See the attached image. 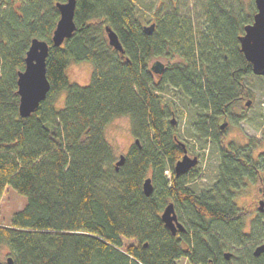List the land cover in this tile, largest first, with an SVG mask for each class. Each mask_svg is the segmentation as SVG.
<instances>
[{"label": "trees", "instance_id": "16d2710c", "mask_svg": "<svg viewBox=\"0 0 264 264\" xmlns=\"http://www.w3.org/2000/svg\"><path fill=\"white\" fill-rule=\"evenodd\" d=\"M56 1L0 0V197L7 184L25 196L0 221V264H177L180 257L191 264H264V251L254 255L248 245L264 238L261 152L253 155L257 142L238 144L219 128L231 107L251 96L244 76L253 72L237 35L252 14L205 0L196 30L189 15L173 9L154 11L146 33L132 0H75L74 30L56 46ZM105 26L120 50L108 43ZM33 36L48 44L49 88L20 116L16 77ZM156 56L167 62L155 74ZM82 60L92 62L86 84L66 74ZM168 89L193 110L185 135L210 140L218 151L217 177L198 193L187 185L198 176L196 166L173 170L183 139L171 121ZM118 115L130 117L134 142L116 167L104 128ZM250 183L254 192L241 199ZM169 201L185 213L182 221L175 209L184 229L174 234L160 218Z\"/></svg>", "mask_w": 264, "mask_h": 264}, {"label": "rangeland", "instance_id": "374dc122", "mask_svg": "<svg viewBox=\"0 0 264 264\" xmlns=\"http://www.w3.org/2000/svg\"><path fill=\"white\" fill-rule=\"evenodd\" d=\"M136 14L143 17V24H149L151 15L154 11L161 10H176L181 14H187L191 17L195 30L199 28L205 14V0H132ZM227 6L233 8L235 13H253L250 5H254L253 0H223ZM250 14V15H251ZM197 32V31H196ZM155 59L161 60L166 64L167 59L163 56H156L150 60V63ZM92 62L82 60L71 62L66 68V74L70 81L79 84H86L90 78ZM156 74V73H155ZM244 81L249 87L251 96L248 103L240 100L234 104L229 112V121H227L221 130L224 131L227 137L234 140L238 144L257 142V147L254 149L253 155L261 152L259 159L264 162V76L258 74H248L244 76ZM164 95L173 101L171 105L174 118L173 124L175 132L186 143L187 152L190 156L196 155L197 162L194 166L198 168V176L189 181L187 185L196 193L202 188L209 187L217 177V166L219 163L218 151L210 140H202L197 137L185 135L189 125V121L194 117L193 110L185 104L183 97L172 89L164 92ZM247 100V99H246ZM62 102V95L58 99V104ZM104 133L112 145L116 156L126 152L127 148L134 142V135L131 130V120L128 115L115 116L108 122L104 128ZM166 174H169L168 169ZM264 176V170L262 172ZM255 183L244 185L240 198H246L254 192ZM264 201V194L260 196ZM259 198V199H260ZM239 199V200H241ZM257 199V197H256ZM25 202V196L18 193L12 186L7 184L0 197V221L7 222L11 213L20 208ZM177 205V202L174 201ZM258 204V201H257ZM264 205V202H263ZM259 207V204H258ZM264 208V206H263ZM177 214L181 220L185 219V213L182 208L175 207ZM264 238L256 239L248 242L251 248L254 247ZM230 250V249H225ZM231 251V250H230ZM230 256V255H229ZM240 257L235 260L239 261ZM242 261V259L240 260ZM243 262V261H242ZM177 264H191L186 258L180 257ZM228 264H234L230 262Z\"/></svg>", "mask_w": 264, "mask_h": 264}, {"label": "water", "instance_id": "95a60500", "mask_svg": "<svg viewBox=\"0 0 264 264\" xmlns=\"http://www.w3.org/2000/svg\"><path fill=\"white\" fill-rule=\"evenodd\" d=\"M255 10L252 13L251 21L243 25V31L237 35L239 41V49L243 53L245 59L250 62L251 70L254 74L264 76V0H253ZM55 6L59 11V16L55 22L51 33V41L53 45H60L62 41L71 35L75 24L73 21L75 0L56 1ZM154 27V22L143 24V30L150 33ZM108 43L116 49H121L116 33L109 27L105 26ZM48 44L46 40L33 36L25 51L24 66L17 71L16 92L18 94V113L20 116L29 115L45 97L49 88V82L45 73V57L47 54ZM164 67V63L155 59L150 64V69L154 73H160ZM248 103V100H245ZM171 121L174 118L171 117ZM226 123L223 120L219 124L222 129ZM137 141V139H135ZM183 149L181 156L173 163L175 174L184 173L197 162V156H190L187 152L183 141L178 140ZM123 154L120 153L115 161V166L123 162ZM144 194L148 195L152 190L150 176L144 178L142 182ZM263 199H258L259 209H263ZM160 218L164 225L172 234L176 230H183L184 224L178 219L173 201L167 202L161 210ZM146 244V242H144ZM264 251V242L254 245L252 253L259 255ZM230 251L223 252L225 259L229 258ZM11 263V257L6 258Z\"/></svg>", "mask_w": 264, "mask_h": 264}, {"label": "flooded vegetation", "instance_id": "af4514ba", "mask_svg": "<svg viewBox=\"0 0 264 264\" xmlns=\"http://www.w3.org/2000/svg\"><path fill=\"white\" fill-rule=\"evenodd\" d=\"M242 101L244 100V99H241ZM244 102H245V100H244ZM177 231V230H176Z\"/></svg>", "mask_w": 264, "mask_h": 264}, {"label": "built area", "instance_id": "2783aa9c", "mask_svg": "<svg viewBox=\"0 0 264 264\" xmlns=\"http://www.w3.org/2000/svg\"><path fill=\"white\" fill-rule=\"evenodd\" d=\"M167 172V171H166Z\"/></svg>", "mask_w": 264, "mask_h": 264}]
</instances>
